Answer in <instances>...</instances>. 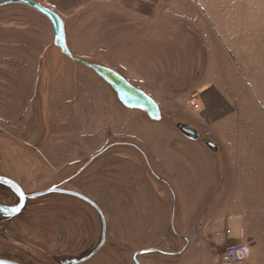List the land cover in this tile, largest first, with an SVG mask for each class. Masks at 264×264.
Wrapping results in <instances>:
<instances>
[{
  "label": "rangeland",
  "instance_id": "374dc122",
  "mask_svg": "<svg viewBox=\"0 0 264 264\" xmlns=\"http://www.w3.org/2000/svg\"><path fill=\"white\" fill-rule=\"evenodd\" d=\"M184 4L169 0L174 36L166 44L155 39L146 53L134 29H112L118 15L90 14L83 29L71 18L66 34L73 58L54 44L43 14L22 4L0 6V176L26 195L58 187L94 202L106 222V243L81 264H221L205 225L223 206V158L178 128L193 127L205 142L221 137L209 128L215 120L209 102L202 113L204 99L192 97L203 88L206 63L196 30L174 17ZM73 39L84 47L75 48ZM88 62L144 91L162 119L123 106ZM236 120L264 130V109H244ZM0 201L11 207L18 197L0 184ZM102 228L95 208L78 197L30 199L18 216L0 215V260H82L98 247Z\"/></svg>",
  "mask_w": 264,
  "mask_h": 264
},
{
  "label": "crops",
  "instance_id": "0c3cea01",
  "mask_svg": "<svg viewBox=\"0 0 264 264\" xmlns=\"http://www.w3.org/2000/svg\"><path fill=\"white\" fill-rule=\"evenodd\" d=\"M51 1L57 6L55 13L65 23V31L71 18L77 22L75 28L83 29L87 25L85 22L91 21L96 14L97 19L118 15L122 19L112 29L119 31L124 24L130 31L134 29L135 36L140 39L141 53H146V47L155 44V39L162 37L164 44L171 41L176 30L170 21L173 18L168 12L169 0ZM187 2L189 5L184 2L182 13L173 14L174 17L181 15L180 24L184 22L186 27L196 30L204 48L200 56L206 63L205 71L204 76L199 75L203 88L197 89L192 97L204 99L203 107H197L199 112L206 113L210 107L215 117L214 125L209 128L221 137L219 143H214L216 152L208 148L223 158L226 183L221 194L223 206L205 226L210 237L215 238L212 249L220 263L224 248L244 243L250 251L247 264H264V140L260 139L264 130L236 120V115H242L244 109H252L256 114L264 109V0ZM160 7H165V14H161ZM90 14L92 18L88 17ZM186 18L189 22L184 21ZM129 33H120L119 40ZM66 40L69 44L67 34ZM103 42L102 39L99 44L105 46ZM73 43L75 48L84 47V43L77 44L75 39ZM195 113L198 115L196 110Z\"/></svg>",
  "mask_w": 264,
  "mask_h": 264
},
{
  "label": "water",
  "instance_id": "95a60500",
  "mask_svg": "<svg viewBox=\"0 0 264 264\" xmlns=\"http://www.w3.org/2000/svg\"><path fill=\"white\" fill-rule=\"evenodd\" d=\"M10 4L26 5L46 16L53 25L54 34H55L54 44L57 47H59L63 53L73 58V54L68 48V44L66 40L65 23L58 14H56L54 11L50 10L49 8H46L41 4L34 2L32 0L0 1V6H6ZM88 63H89L88 66L92 68L105 82H107L114 89V91L117 93L118 100L124 106H126L129 109H137L147 112L149 118L153 121H160L162 119L160 106L156 103L154 99L148 96L144 91L132 86L125 78L120 76L114 70H111L110 68L98 64H90V62ZM178 128L190 140H197L200 137L198 131L189 125L180 124ZM206 143L208 147L212 149L214 152L217 151V147L212 141L207 140ZM0 184L11 189L19 199V204L15 207L5 206L0 203V214L6 217L18 216L24 209L27 200L46 196L52 193H60V194L78 197L84 200L85 202H87L88 204H90L93 208H95V210L98 212V214L102 219L103 232H102L101 243L86 258L82 260L66 261L64 264H81L83 262H86L90 260L92 257H94L104 246L106 242V231H107L106 222L98 207L89 198L79 193L63 190L58 187L51 188L50 190H47L45 192H41L33 195H26L22 190V188L16 182L2 176H0ZM0 264H18V263L7 260H0Z\"/></svg>",
  "mask_w": 264,
  "mask_h": 264
},
{
  "label": "built area",
  "instance_id": "2783aa9c",
  "mask_svg": "<svg viewBox=\"0 0 264 264\" xmlns=\"http://www.w3.org/2000/svg\"><path fill=\"white\" fill-rule=\"evenodd\" d=\"M44 7H48L51 10H56L57 6L51 3H39ZM245 249L248 250V254L246 256L238 255V253H242ZM250 258V251L247 244L238 243L233 244L225 248L224 253L222 255L221 264H247Z\"/></svg>",
  "mask_w": 264,
  "mask_h": 264
},
{
  "label": "flooded vegetation",
  "instance_id": "af4514ba",
  "mask_svg": "<svg viewBox=\"0 0 264 264\" xmlns=\"http://www.w3.org/2000/svg\"><path fill=\"white\" fill-rule=\"evenodd\" d=\"M101 66H103V65H101ZM104 67H106V66H104ZM107 68H108V67H107ZM113 90H114V89H113ZM114 92H115V91H114ZM115 95H116V97H117V93H116V92H115ZM117 98H118V97H117ZM119 102H120V101H119ZM120 103H121V102H120ZM121 104H122V103H121ZM122 105H123V104H122ZM123 106H124V105H123ZM141 111H143V110H141ZM143 112H144V113L147 115V117L149 118L147 112H145V111H143ZM161 114H162V112H161ZM162 117H163V116H162ZM179 131H180V130H179ZM180 132H181V131H180ZM181 134H183V133L181 132ZM183 135H184V134H183ZM184 136H185V135H184ZM185 137H186V136H185ZM186 138H188V137H186ZM188 139H189V138H188ZM189 140H190V139H189ZM197 140L206 143L205 141H203V138H202V137H199ZM28 201H29V200H27V202H28ZM27 202H26V204H27ZM0 203H1V201H0ZM18 204H19V199H18V203H17L15 206H17ZM15 206H12V207H15ZM25 206H26V205H25ZM0 215H1V214H0ZM2 216H3V215H2ZM5 217H6V216H5ZM15 217H16V216H15ZM8 218H10V217H8ZM102 232H103V228H102ZM102 232H101V233H102ZM101 240H102V235H101ZM100 243H101V242H100ZM100 243H99V244H100ZM105 243H106V242H105ZM98 246H99V245H98ZM96 248H97V247H96ZM96 248H95V249H96ZM95 249H94V250H95ZM94 250H93V251H94ZM93 251H92V252H93ZM92 252H91V253H92ZM91 253H90V254H91ZM66 261H70V260H69V259H68V260H65V261L63 262V264H64Z\"/></svg>",
  "mask_w": 264,
  "mask_h": 264
},
{
  "label": "clouds",
  "instance_id": "9594fccd",
  "mask_svg": "<svg viewBox=\"0 0 264 264\" xmlns=\"http://www.w3.org/2000/svg\"><path fill=\"white\" fill-rule=\"evenodd\" d=\"M248 254V250L245 249L242 253H238V255L246 256Z\"/></svg>",
  "mask_w": 264,
  "mask_h": 264
},
{
  "label": "trees",
  "instance_id": "16d2710c",
  "mask_svg": "<svg viewBox=\"0 0 264 264\" xmlns=\"http://www.w3.org/2000/svg\"><path fill=\"white\" fill-rule=\"evenodd\" d=\"M62 264H63V262H62Z\"/></svg>",
  "mask_w": 264,
  "mask_h": 264
}]
</instances>
